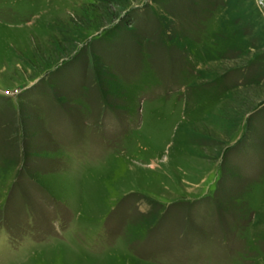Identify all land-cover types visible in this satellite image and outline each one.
<instances>
[{"label":"rangeland","instance_id":"obj_1","mask_svg":"<svg viewBox=\"0 0 264 264\" xmlns=\"http://www.w3.org/2000/svg\"><path fill=\"white\" fill-rule=\"evenodd\" d=\"M0 264H264V0H0Z\"/></svg>","mask_w":264,"mask_h":264}]
</instances>
